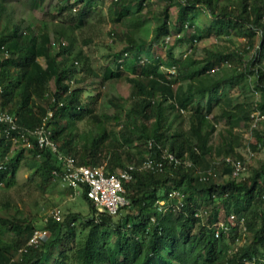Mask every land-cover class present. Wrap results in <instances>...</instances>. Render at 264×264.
<instances>
[{
    "label": "trees",
    "instance_id": "trees-1",
    "mask_svg": "<svg viewBox=\"0 0 264 264\" xmlns=\"http://www.w3.org/2000/svg\"><path fill=\"white\" fill-rule=\"evenodd\" d=\"M41 1L0 0V108L14 113L20 131L27 133L38 127L52 109L53 138L60 150L73 155L80 165L103 166L108 173L130 164L138 168L133 179L124 182L129 204L117 215L100 212L85 186L82 197L89 204L91 215L74 213L61 223L48 214L43 228L51 231V236L40 238L35 244H28L39 230L33 217L7 214L3 210L10 205L5 204L0 208V264H221L229 252L227 239L236 242L240 228L250 230L253 238L226 257L228 264H244V258L264 256V165L255 170L251 181L232 178L225 165L223 172L230 179L224 182L207 179L200 185L196 175V169L207 166L212 155L236 157L232 142L228 151L213 144L217 124L211 115L217 106L233 99L230 107L222 109V117L231 125L226 133L233 138L235 128L249 118L254 105L264 113V0H160L165 5L156 34L171 37L173 7L180 13V29H194L189 37L180 30V43L190 38L200 40L204 26L215 35L229 34L235 28L244 33L249 48L254 50L245 71L234 69L216 77L218 62L231 60L230 54L212 50L197 60L188 55L177 57L174 47H170L166 58H155L150 48H143L146 42L129 35L130 48L117 56L114 65L104 69L98 82L77 31L89 10L104 0H58L61 10L67 11L65 19L57 16L58 21L51 26L44 21L24 26L26 19L20 9L34 10ZM65 1L70 3L64 4ZM130 3H135L141 12L154 1L113 0L111 11L117 14L116 21L133 14ZM203 16L208 19L202 21ZM145 21L136 17L131 23L133 33ZM39 58H44V65ZM164 66L174 67L176 73L178 70V81L186 82V87L173 91V81L163 71ZM253 74V88L260 93L255 104L241 99L244 90L252 87ZM117 79L129 82L131 94L128 99L109 98L114 111L100 113L97 102L101 93L91 85ZM50 86H54L52 93ZM236 86L242 90L228 96ZM124 100H128L127 108L122 105ZM80 123L88 127L83 129ZM109 123L115 126L110 127ZM252 131L257 139L252 148L256 150L264 145V133L259 126ZM165 149L180 163L164 158ZM148 157L162 160L163 169L141 168ZM24 162L39 176L42 190L46 191L53 180L62 182L54 174L61 165L52 151L14 146L12 141L0 137V185L12 183ZM173 191L184 194L181 202L170 197ZM160 201L165 202L160 205ZM201 201L211 203L213 213ZM229 201L233 203L229 215L234 214L237 220L230 224L228 232L219 229L217 236L216 223L221 220L218 211L221 204L228 207ZM199 211L202 216L197 215Z\"/></svg>",
    "mask_w": 264,
    "mask_h": 264
},
{
    "label": "rangeland",
    "instance_id": "rangeland-1",
    "mask_svg": "<svg viewBox=\"0 0 264 264\" xmlns=\"http://www.w3.org/2000/svg\"><path fill=\"white\" fill-rule=\"evenodd\" d=\"M154 4L147 6L141 12L137 11L135 3H130L129 10L133 14H128L122 18V21H116L117 14L112 13L111 8L113 7V0H104L101 4H96L93 9L89 10L88 15L86 14L85 23L79 27L77 34L79 43L83 45L86 53L87 63L91 65L92 69L97 74V82L101 80L104 69L109 65H114L113 62L120 55V53L126 48H130L129 35L139 41L142 39L146 42L143 48H150L153 57L166 58L167 49L174 47V52L177 57L191 56L194 59L200 60L205 58L209 51H222L223 53L230 54L231 60L221 63L218 62L217 68L213 70L216 77H220L224 74L232 73L234 69L236 71H245L248 63L254 55V50L249 48L248 40L245 38L244 33H240L237 29H232L229 34L221 32L220 35L213 34L208 30L207 26H204V32L202 38L197 42L188 39L185 43H180V37L178 33L180 30L183 36L186 34L187 37L194 33L193 28L180 29L181 21L179 22V10L176 7L170 9L172 23V34L169 43H166V38H163L160 34H156V26L161 22L162 11L165 3L160 0H153ZM64 4L70 3L69 1L63 2ZM149 8V10H147ZM20 14L26 19L24 26H34V24H40L41 22H48L49 26L52 22L58 21L55 17L59 16L62 20L67 17V11L61 10L59 7L58 0H42L41 3L34 10L20 9ZM146 20L144 26L136 31L135 33L131 23L135 21V18ZM202 21H206L208 18L203 16ZM175 23L177 25H175ZM116 34L113 36L112 33ZM125 33H127L125 35ZM53 37V36H52ZM112 38H114L112 40ZM260 37H257L259 40ZM88 41V44H84ZM39 61L44 65V58H39ZM85 66V61L81 62ZM118 65L115 64V67ZM169 67L164 66L163 71L167 73ZM235 71V72H236ZM178 73L169 74L170 79L173 83L171 89L177 91L183 89L186 86V82L178 81ZM214 76V74H213ZM255 75H252V87L244 90L245 94L241 98L244 100L247 98L253 103L260 100V93L255 92L253 85H255ZM95 79H93L94 81ZM100 85V86H99ZM92 87H96V92L100 91L101 97L97 102V109L100 113H112V108L108 102L109 98L121 96L124 99H128L131 94V85L126 79H117L105 82L103 84H93ZM100 87V88H99ZM54 86H50L51 93L53 92ZM241 88L231 90L228 96L236 95L241 91ZM95 92V93H96ZM49 94L50 98L52 94ZM239 99L238 101H241ZM233 100V99H232ZM231 99H227V103L217 106L212 115L215 118L217 124V132L213 138V144L218 146L217 148L223 147L227 151L229 145L233 144L234 155L236 157H242L246 162V170L242 174L240 179L251 181L252 175L255 170L264 165V145L254 150L252 145H257V139L254 132L250 128L251 126V114L254 111H258L256 105L253 106L250 112L249 118L245 121L241 120L239 126L235 128V137L226 133V130L231 127L228 120L222 117L223 107H230ZM46 102V100H43ZM128 100L122 101V105L125 108L128 107ZM254 103V104H255ZM185 128H189L188 115L185 114ZM80 126L84 129L88 126L84 123H80ZM109 126H115L114 123H109ZM261 132L264 133V122L259 124ZM224 138V141H223ZM223 155V156H222ZM212 155L208 158V165L201 166L196 169V175L199 178L200 185H203L207 179H213L217 182H224L230 179L229 175L223 172L224 164L222 159L226 154ZM137 164V163H136ZM40 181L32 169L24 162L16 175L15 180L12 183L5 182L0 185V208H3L5 204H9L10 207L5 211L10 215H17L21 218L28 216L33 217V222L44 234V239L51 236V231L45 227V219L50 214L51 210L59 209L61 212V223L67 221L68 216L74 213H81L85 217L91 215V208L89 204L83 199L82 191L83 188L78 187L77 189L70 190L62 182L53 180L51 186L46 190H42L38 184ZM183 194V193H182ZM184 197V194H183ZM182 200V199H181ZM165 202V201H164ZM210 213H213L211 203L200 202ZM228 207L221 204V208L218 211L219 219L226 220L229 217V213L233 211L232 201L228 202ZM208 214V213H207ZM206 214V216H207ZM210 215V214H209ZM209 217V216H208ZM205 221H207V218ZM229 223V222H228ZM217 224V223H216ZM243 229V228H242ZM240 228V236L233 242L231 238H228L226 243H229V252L223 256V263L228 264L226 257L233 254L239 247L251 243L252 232L250 230L244 231ZM228 232V231H227ZM231 232L227 236H230ZM58 244V243H57ZM65 244V243H60Z\"/></svg>",
    "mask_w": 264,
    "mask_h": 264
},
{
    "label": "built area",
    "instance_id": "built-area-1",
    "mask_svg": "<svg viewBox=\"0 0 264 264\" xmlns=\"http://www.w3.org/2000/svg\"><path fill=\"white\" fill-rule=\"evenodd\" d=\"M168 40H170V37H166V43H169ZM126 56L127 53L124 54V57ZM142 59H144V56ZM121 60L122 59H120V61ZM141 61L144 62V60ZM167 73L168 77L169 74H176V69L174 67H169ZM1 93L2 88L0 86V94ZM52 100L54 101L55 99L53 98ZM52 117L53 110L49 109L41 124L33 131L27 133L20 131L19 120L14 113L4 111L0 108V137L12 141L14 146L21 145L26 148L38 147L39 149L52 151L57 155L61 165V169L54 171V174L60 177L64 185L73 189H77L78 187L84 188L86 186L88 197L100 212L117 215L123 206L129 204L125 196L124 182L133 179V172L138 167L135 164H130L116 173H108L103 166L91 167L78 164L77 159L71 154L62 152L58 143L54 140L53 125L51 123ZM251 119L250 128H257L259 124L264 121V113L259 110L254 111L251 114ZM150 146H152V142H150ZM164 158H168L176 164L180 163V160L167 149L164 150ZM222 162L226 167H229L231 177L234 179H240L246 170V162L242 158L228 156L225 157ZM188 164L190 165V163ZM163 167L164 164L162 160H155L152 157H148L141 166V168L153 171L162 170ZM170 197H176L181 202L183 194L179 191H173L170 193ZM163 204L164 201H160V205ZM50 214L57 221H61L62 216L59 209H53ZM197 215L202 216L203 213L199 211ZM236 220L237 218L234 214L229 215L226 220H220L216 224V235L219 236V229L227 232L230 229V224H235ZM241 222V225H244L243 220ZM40 238H44V234L40 230H37L30 238L28 244H35ZM262 251L264 254V249ZM243 263L264 264V256L244 258Z\"/></svg>",
    "mask_w": 264,
    "mask_h": 264
},
{
    "label": "crops",
    "instance_id": "crops-1",
    "mask_svg": "<svg viewBox=\"0 0 264 264\" xmlns=\"http://www.w3.org/2000/svg\"><path fill=\"white\" fill-rule=\"evenodd\" d=\"M186 87V86H185Z\"/></svg>",
    "mask_w": 264,
    "mask_h": 264
}]
</instances>
